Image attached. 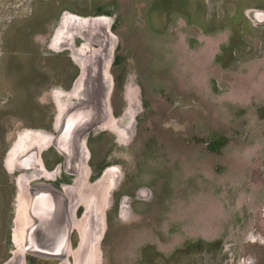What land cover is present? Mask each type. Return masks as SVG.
<instances>
[{
  "label": "rangeland",
  "instance_id": "374dc122",
  "mask_svg": "<svg viewBox=\"0 0 264 264\" xmlns=\"http://www.w3.org/2000/svg\"><path fill=\"white\" fill-rule=\"evenodd\" d=\"M66 11L108 17L109 115L133 108L125 142L107 128L88 146L91 181L120 166L128 195L103 209L98 264H264V0H0V264L21 174L5 155L22 129H59L54 94L66 103L78 73L49 46Z\"/></svg>",
  "mask_w": 264,
  "mask_h": 264
},
{
  "label": "bare ground",
  "instance_id": "6f19581e",
  "mask_svg": "<svg viewBox=\"0 0 264 264\" xmlns=\"http://www.w3.org/2000/svg\"><path fill=\"white\" fill-rule=\"evenodd\" d=\"M95 19L97 18L74 15L72 16L71 22L65 28L62 27V31L73 29L75 31L82 32L85 36L96 35L95 39L92 41L96 45V48H94L90 40L86 43V47L90 48L91 52L86 53L85 58H83L84 72L82 76V78H85L84 80H86V87L89 88L88 98L93 97L96 99V101H94L95 108L90 107L88 104L86 107H84V110H81L79 115H75L73 114L75 112H72L66 115L64 119L62 118L63 120H61V122L62 125H64L71 117V126L74 125L73 130L71 131V133H73L71 135V139L65 140V138L58 133L61 128L57 132V135H42V139L40 140L43 142V145L39 146L38 149H35L34 154L27 159V162L30 161L32 164H34L35 161L36 163H39L37 153L40 150H43V147L53 145L64 154L66 159V169L70 170V167H72L73 171L75 170L78 172L81 167L80 164H84V162L87 160L85 151L87 149L84 147L85 140L82 137L86 130L91 129L94 126H97V128L101 129H114L117 133L119 132L118 134L120 135V138H125V140L132 132V119L130 120V118L133 114V108L128 109L125 119L123 120V124H119L118 122L116 123V120H114V118L109 115V95L113 84L109 69L111 66L114 42L112 40V33L109 31V25H106L102 28L99 25L101 21H99V19L94 21ZM65 36L66 34L63 32L61 34V39H64ZM69 36L70 35H68L66 38H69ZM85 36L80 35L79 37L80 39L85 40ZM71 37V41H74V36L71 35ZM93 110L94 113L91 114ZM35 145V143L29 142L25 145V148L27 149ZM38 168L41 172L46 171L39 165ZM17 169L21 170V167L19 166ZM107 170L109 169H105L103 174L100 176V181L97 182V186H95V184H89L92 187L88 189V187L83 185L84 192L86 193V196H82V201L85 206L84 213L82 214L81 218H75L74 216L72 218L71 216L70 227L73 226L79 231L78 247L70 252V256L72 258L71 264H98L99 262L98 245L104 232V220L102 218L104 211L103 209L105 206H107L108 201L110 200V194L116 187L121 176L118 167L113 168L111 173H107ZM33 178L34 177L28 176L26 178L17 180L19 193L17 195V214L15 213L16 222L18 218H24V224L28 223L27 221L25 222L24 217L27 216L26 210L28 207L30 194L29 189L27 191V188H29L28 180ZM86 180L87 175L84 178V181ZM38 186L39 185L36 187ZM33 188H35V186L30 187V189ZM74 189L71 191L72 194H74ZM70 199H72L71 196ZM26 219L30 222L28 217H26ZM13 232V241L15 245H17V249L13 250L11 254L12 256H10L11 260L6 264H23L21 257L24 252L22 248V238L16 228ZM67 250L68 249L63 252L64 255H67ZM65 262L67 261L65 260ZM62 264H64V262Z\"/></svg>",
  "mask_w": 264,
  "mask_h": 264
},
{
  "label": "flooded vegetation",
  "instance_id": "af4514ba",
  "mask_svg": "<svg viewBox=\"0 0 264 264\" xmlns=\"http://www.w3.org/2000/svg\"><path fill=\"white\" fill-rule=\"evenodd\" d=\"M74 15L75 14H71L68 11L63 13V15L61 16V18L58 22L57 28L54 29L55 31H53L54 33L52 35V38H51V41L49 44L50 48H53L54 50L62 49V48H70V50L74 56V58H72V61L74 63H76V65L78 67V73H77L76 77L73 79V82H72L73 87L69 93V97H68L66 103H64V101H62V98L59 97V94H61V92H60L61 90L57 91L58 93L54 94V100H55L56 105H57L58 110H59L58 113L60 114L61 112H63V114L60 116V118L59 117L56 118V121H58V123L60 122V124L58 126L59 129L62 126L61 120L63 118V115L66 116L67 114L72 113V112H75V113H73L75 115H79L81 110H84V107H86V106L81 105V103H86L89 101V98H88L89 88L86 87V80H84L85 78L84 79L82 78L83 72H84L83 58H85L86 53L91 52V49L86 47V43L89 42V40L92 42L95 39L96 35L85 36L82 32L75 31L73 29H68V30L62 31V27L65 28L71 22L72 16H74ZM82 17H92V18L99 19V21H101V23H99V25L102 28L105 27L106 25H109L108 17H105V16H82ZM97 19H95L94 21H96ZM63 32L66 34V36L64 39H61V34ZM68 35H70L69 38H66V37H68ZM71 35L74 37H79L80 35H82V36H85L86 39L85 40L81 39L82 43L80 44V46H76L75 43H73L74 41H71V39H70ZM68 40H69V42H68ZM92 45L94 46V48H96V45L93 42H92ZM76 78H77V80L75 81ZM85 110H86V108H85ZM110 114H111V111H110ZM58 123L56 125H58ZM59 129L53 128L52 134H56L59 131ZM108 129H110V128H108ZM105 130H107V128L101 129V128H97V126H94L91 129H88L87 132L85 131L86 133L85 132L83 133L82 137L85 140L84 141L85 142L84 147H86L85 149H87V150H85L86 155H87V160L84 162V164H80L81 167L78 170V172H76L75 170L73 171L72 167H70V170L66 169V167H65V160L66 159H65L64 154L62 152H60L53 145L52 146L49 145L37 153L39 163H36L35 161H34V164H32L30 161L27 162V159L34 154L35 149H38L39 146L43 145V142H41V140H40V139H42L41 136L47 135V134H45L44 131L37 130V129H28V128L22 129L21 132L17 135L16 141H14V143L11 145L10 149L7 151L5 158H4V164H5V167L7 168V171L12 172V171L18 170L17 167H19V166L21 167V170H20L21 174H19L17 176L16 184H17V180H20L22 178H26L28 176H31L34 178L39 177L34 183L28 182L29 188H27V191L29 189V193H30L29 194V201L31 200L32 195L36 190L41 191V196L45 197V195H46V197H45L46 199H44L38 203V204H40V207L42 206L40 209V212L42 213V209L45 206V207H47L48 211L52 214V216L54 218L58 217L60 222L69 226L68 227L69 228L68 242H66V246L62 250V252H65V250L68 249L67 250L68 256H70V252L72 250H74L78 247V244H76L75 247L72 246V240H73L72 233L76 232L78 239H79V231H78V229H76L73 226L70 227V220H71V216H72V218H73V216L75 218L77 217V212L80 208L82 209V212L80 215L82 216V214L84 213L85 206H84L83 201H82V196H86V193L84 192V189H83V185H84L83 182H85L84 178L87 175L86 181H89V183H91V182L97 183L98 181H100L99 176H101L104 172V170H103V172H101V174L96 179H93L94 181H91L93 175L97 172L98 169H97V167H95L93 165L91 154L88 150L89 142H90V139L95 134H97V133L102 134V133H104ZM121 139L123 142H125L128 138L126 140H125V138H121ZM29 142H33L36 145L26 149L25 145L28 144ZM46 154H48V155L52 154L53 157L51 155L46 156ZM81 163H82V161H81ZM96 163H98V162H96ZM49 164H52L51 169L49 168ZM100 164L101 163L96 164V166H98ZM38 165L41 166L42 168H44L46 171L41 172L40 169L38 168ZM115 167H117V166H111V167L106 168V169H109V170H107V173H109V172L111 173L113 168H115ZM118 169L121 173V176H120L119 182L117 183L116 187L113 189V191L111 193V196H110L111 201L114 200V197H115V195L113 193L114 190H117L119 192L118 196L116 195V197L121 196V197H124V199L128 198V195L123 192V190L125 188V184H126L125 182H123L124 171L121 170L120 166L118 167ZM51 170H52V172H51ZM40 177H43V178H40ZM82 177H84V178H82ZM37 185H39V186L36 187ZM33 186H35V188L30 189V187H33ZM47 186H49V187H47ZM74 187H75V189H74ZM73 189H74L73 193L75 195L72 194V192H71ZM141 189L143 190L145 188H142V186H140V188H138L136 190V192L133 193L135 199L141 200L139 198L141 196V193H139V191ZM70 196L72 197V199H70ZM144 196L145 195H143V197H141V198H144ZM76 201H79V203L75 205ZM127 202L128 201H126L125 204ZM72 204H73V206H72ZM125 204H122V207H121L122 208L121 214L124 217H126V205ZM28 210H29V204H28V207L26 210L27 216H28ZM127 214H128V212H127ZM27 216H25V218ZM77 218H81V217H77ZM13 227H14V221H13ZM103 235H104V232H103L102 236ZM78 243H79V241H78ZM56 245H58V244L56 243ZM57 247H59V246H56V248ZM15 249H17V245H15ZM26 256H27V259H26ZM30 259L48 260V262L52 261L53 263H55L56 261L58 262V260H59V262L64 260V259L61 260L60 258L36 257L34 255L25 253V264H31Z\"/></svg>",
  "mask_w": 264,
  "mask_h": 264
},
{
  "label": "water",
  "instance_id": "95a60500",
  "mask_svg": "<svg viewBox=\"0 0 264 264\" xmlns=\"http://www.w3.org/2000/svg\"><path fill=\"white\" fill-rule=\"evenodd\" d=\"M94 101H96V99L90 97L88 102L81 103V105L86 106L89 104L90 107L95 108ZM93 113L94 110L91 114ZM70 118L66 124L62 125L58 132L65 138V140L71 139V135L73 134L71 131L73 130L74 125L71 126ZM58 133H56V135ZM44 199L46 198L41 196V191L36 190L28 203L30 211L28 210L27 217L30 219V222L26 218L25 222L27 221L28 223L25 224L24 218H18L17 222L14 219V229L16 228L17 231H19L22 238V248L24 252L21 257L23 264H25V253L44 258H66V255H64L62 250L66 246V242H68V225L60 222L58 217L54 218L45 206L42 213L40 212L42 206L40 207V204L38 203ZM78 203L79 201H76L75 205ZM56 243L58 245H56ZM56 246L59 247L56 248ZM10 260L11 258L9 257L1 264H6Z\"/></svg>",
  "mask_w": 264,
  "mask_h": 264
}]
</instances>
